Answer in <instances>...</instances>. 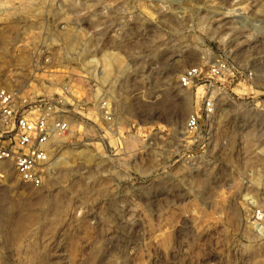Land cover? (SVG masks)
Returning a JSON list of instances; mask_svg holds the SVG:
<instances>
[{"label":"rangeland","instance_id":"obj_1","mask_svg":"<svg viewBox=\"0 0 264 264\" xmlns=\"http://www.w3.org/2000/svg\"><path fill=\"white\" fill-rule=\"evenodd\" d=\"M263 20L264 0H0V63L69 52L75 96L49 184L0 178V264H264ZM218 58L238 76L188 134L204 88L180 77Z\"/></svg>","mask_w":264,"mask_h":264},{"label":"built area","instance_id":"obj_2","mask_svg":"<svg viewBox=\"0 0 264 264\" xmlns=\"http://www.w3.org/2000/svg\"><path fill=\"white\" fill-rule=\"evenodd\" d=\"M254 26L264 34V22ZM44 44L34 46L28 58L15 66L11 60L0 63V178L12 169L20 182L33 190L45 188L52 179L54 155L60 139L71 128L75 107L74 92L61 81L67 73L58 67L64 55L66 61H72V56L62 51L53 55L49 47L40 50ZM13 47L9 42L4 54H11ZM237 66L240 64L235 61L218 58L205 71L197 66L183 72L179 81L183 89L192 90L198 84L204 88L199 110L188 115V134H209L218 112L217 85L233 82ZM113 101L114 96L100 94L97 107L107 122L118 117ZM255 222L262 225L264 235V211L257 210Z\"/></svg>","mask_w":264,"mask_h":264}]
</instances>
